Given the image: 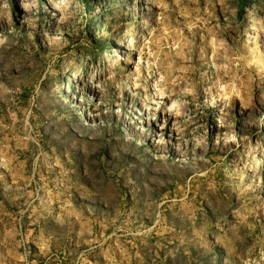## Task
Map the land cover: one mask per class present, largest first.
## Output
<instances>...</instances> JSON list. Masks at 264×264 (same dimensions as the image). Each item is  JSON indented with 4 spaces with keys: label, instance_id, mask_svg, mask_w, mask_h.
I'll use <instances>...</instances> for the list:
<instances>
[{
    "label": "rangeland",
    "instance_id": "1",
    "mask_svg": "<svg viewBox=\"0 0 264 264\" xmlns=\"http://www.w3.org/2000/svg\"><path fill=\"white\" fill-rule=\"evenodd\" d=\"M0 264H264V0H0Z\"/></svg>",
    "mask_w": 264,
    "mask_h": 264
}]
</instances>
